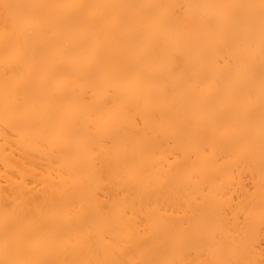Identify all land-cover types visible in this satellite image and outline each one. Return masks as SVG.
<instances>
[{"label":"bare ground","instance_id":"1","mask_svg":"<svg viewBox=\"0 0 264 264\" xmlns=\"http://www.w3.org/2000/svg\"><path fill=\"white\" fill-rule=\"evenodd\" d=\"M0 264H264V0H0Z\"/></svg>","mask_w":264,"mask_h":264}]
</instances>
